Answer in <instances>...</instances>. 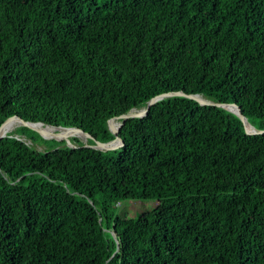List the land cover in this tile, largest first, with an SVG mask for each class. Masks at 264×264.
Wrapping results in <instances>:
<instances>
[{"label":"trees","instance_id":"1","mask_svg":"<svg viewBox=\"0 0 264 264\" xmlns=\"http://www.w3.org/2000/svg\"><path fill=\"white\" fill-rule=\"evenodd\" d=\"M174 91L264 130V0H0V126L107 143L110 119ZM119 135L0 140V264H264V134L172 97ZM135 199L159 202L115 217Z\"/></svg>","mask_w":264,"mask_h":264},{"label":"water","instance_id":"2","mask_svg":"<svg viewBox=\"0 0 264 264\" xmlns=\"http://www.w3.org/2000/svg\"><path fill=\"white\" fill-rule=\"evenodd\" d=\"M172 97H181V98L190 99L196 101L201 106H214L225 109L236 115L242 121L247 135L264 134V130L258 129L254 125H252L249 119L241 111V108L236 104L216 103L208 99H205L200 94H186L184 91H174V92L163 93L161 95L153 97L148 102L147 107L144 109H140V110L132 109L123 115L110 119L108 121L109 129L115 138L114 140L107 143L98 141L91 134L83 131L80 128L49 126V125L45 126L43 123H34V122L26 121L23 118L19 117L18 115H13L11 117H8L2 123V125L0 126V140L7 137L9 133H11L16 127L24 126L36 132L45 140L57 142V143H66V145L70 148H77L75 144L76 139L79 140L85 139L86 142L88 140H91L94 143L93 145H89L86 143L85 145L86 147H91L96 150H100L104 152L119 150L124 147V141L120 137L119 133L121 128L125 125V123L131 119H141L146 117L153 106H155L156 104L167 98H172ZM67 131H72L73 135L64 138L57 137L59 135H63ZM90 202L93 203L91 200ZM99 221L102 222V218H100ZM104 230L108 231L107 228H104Z\"/></svg>","mask_w":264,"mask_h":264},{"label":"rangeland","instance_id":"3","mask_svg":"<svg viewBox=\"0 0 264 264\" xmlns=\"http://www.w3.org/2000/svg\"><path fill=\"white\" fill-rule=\"evenodd\" d=\"M84 144L87 142L81 140ZM46 146L43 144L39 147L40 150H44ZM158 199L149 200H123L115 205V217L120 216L122 218L134 219L138 216L144 215L147 212L153 211L158 205Z\"/></svg>","mask_w":264,"mask_h":264},{"label":"bare ground","instance_id":"4","mask_svg":"<svg viewBox=\"0 0 264 264\" xmlns=\"http://www.w3.org/2000/svg\"><path fill=\"white\" fill-rule=\"evenodd\" d=\"M73 135V132L72 131H67V132H65L63 135H59V136H57V137H59V138H64V137H70V136H72ZM82 139V138H81ZM83 141H85L86 142V140L85 139H82ZM78 145V144H77ZM79 147V146H78Z\"/></svg>","mask_w":264,"mask_h":264}]
</instances>
